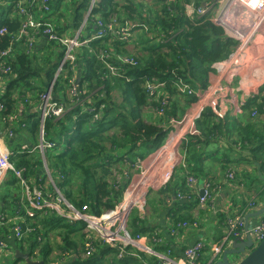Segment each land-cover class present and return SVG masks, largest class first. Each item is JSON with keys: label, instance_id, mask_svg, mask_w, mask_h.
Returning a JSON list of instances; mask_svg holds the SVG:
<instances>
[{"label": "trees", "instance_id": "trees-1", "mask_svg": "<svg viewBox=\"0 0 264 264\" xmlns=\"http://www.w3.org/2000/svg\"><path fill=\"white\" fill-rule=\"evenodd\" d=\"M18 1L0 0V29H6L5 33H0L1 62L5 61L2 52L13 48L12 55L7 58L11 70L5 75V87L0 89V135L8 137L10 130L15 132L14 137L8 138V146L13 151L11 161L16 168L26 170L27 181L32 186L36 183L32 182L33 176L46 180V163L57 187L78 209L87 206L88 211L95 214L113 209L122 200L131 181L130 171L139 169L152 148L165 144L174 123L180 121L198 99L195 93L183 92L179 83L187 84L190 89L206 88L213 62L228 57L237 40L212 20L211 12L194 18L185 15L183 3H200L201 0H175L173 5L170 0H152L156 10L150 14L140 12L136 6L139 2L135 0H97L87 20L84 38H91L98 21L105 23L113 15L121 23L132 21L136 24V34L128 41L110 33L92 38L77 48V65L66 63L56 79L53 100L65 103L68 109L60 117L49 116L46 119L45 139L55 146L46 151L45 162L38 150L21 151L20 145L24 141L37 144L33 138L37 139L39 134L42 94L51 83L64 50L59 42L43 43L39 39L34 47L37 44L41 46L30 50L24 46V38L17 40L24 20L19 13ZM64 1L49 0V18L62 32L68 26L73 31L82 24L91 0H69L63 5ZM70 5L71 15L67 12L70 17H66L65 10ZM131 49L135 50V64L122 63L120 54L128 55ZM40 55L44 57L40 58ZM110 65L116 74L111 72ZM74 78L79 79L80 94L76 97L69 92ZM150 83L158 85L156 92L162 87L157 100L150 94ZM96 85L101 88L92 92L93 88H98ZM263 92L262 88L251 97L245 110L251 112L256 109L258 116L263 114ZM21 103L27 107L19 117ZM152 106H160L163 113L156 117L149 114ZM231 122L227 116H217L210 107L202 110L196 118L198 133H188L181 139L182 162L175 168L172 178L156 190V197L149 198L150 210H153L150 217L153 219L141 216L137 208L132 209L128 228L133 235H149L154 249L163 253L174 242L179 246L176 245L177 239L168 232L180 222L193 221L194 210L199 204L197 192L187 186L189 175L200 179L217 167H221V172H227L235 168V164L243 163L252 167L250 185L262 181L264 133L259 130L257 121L250 117L242 118L238 133ZM19 136H30L31 139L17 140L15 137ZM118 170L123 174L119 181L113 176V172ZM232 171L239 175V170ZM259 171L261 176L257 174ZM11 172L0 185V238L15 235L16 223H20L24 234L21 238L15 236L16 248L28 251L32 258L42 259L48 264L157 262L156 256L131 246L128 248L130 254L119 257L118 247L102 245L99 241L96 250L85 256L88 235L93 239L92 234L84 231L85 222H70L51 210H35L34 216H29L27 209L30 206L22 180ZM180 192L191 198H178ZM250 192L243 191V195L233 197V208L239 207L237 212L247 206L252 198ZM260 193L259 198L253 199L262 201L264 188ZM162 212L163 228L160 225ZM225 214L223 212L219 216L223 218L220 225L226 228ZM18 215L22 222L13 220ZM155 233L163 238L162 243L152 239ZM5 259L1 263L25 264L22 258ZM201 259L207 260L208 256Z\"/></svg>", "mask_w": 264, "mask_h": 264}, {"label": "built area", "instance_id": "built-area-1", "mask_svg": "<svg viewBox=\"0 0 264 264\" xmlns=\"http://www.w3.org/2000/svg\"><path fill=\"white\" fill-rule=\"evenodd\" d=\"M96 1L97 0H91L90 6L86 11L84 20L79 28H76L73 31H69L71 30V28L68 26V28L63 32L58 29L56 22L50 20L49 18V14L51 13V9L48 5L49 0L18 1L19 13L24 17V20L17 34V40L24 38L27 45H30L29 48H33L38 38L46 37V41L59 42L64 50L63 57L57 67L55 76L49 84L46 92L42 94V101L39 107L41 110V121L39 125V135L41 137V141L35 145L30 141H24L20 145L21 151H25L28 149H31L32 151L38 150L42 154L45 162L46 151L55 146V143L45 139L44 128L46 119L49 116L60 117L68 109L65 103H58L57 101L53 100V88L56 79L64 70L63 68L66 63L69 62L70 64L77 65V48L82 46L83 44H86L92 38H100L104 34L110 33L114 37H117L124 41H128L129 39H132L134 37L136 32V24H134L132 21L121 23L117 20L116 15H113V17H109L108 21L105 23L98 21V25H96V31L91 36V38H84L83 34L86 31L85 26ZM236 1L240 2V4L244 7L250 4L251 6H254L259 12H264V0ZM170 3L172 5L175 4V0H170ZM36 6H38L37 10ZM182 6L185 15L191 18L200 17L211 12L212 20L220 26H226L236 11L235 0H201L200 3L191 1L188 3H183ZM248 22L247 25L249 24V26L253 23L251 20ZM98 26H100V28ZM226 30L228 31L229 29L226 28ZM5 31V28L0 29L1 34L5 33ZM233 36V38L240 42L239 50L229 55L227 58L220 61H215L212 64L213 70H216V73L220 77H229V75L231 74L230 71L232 69L238 68L243 65L246 66L247 63H253L255 61L252 58L250 52L248 53V45L251 43V41H249V38L244 37L243 33L240 31L237 34L234 33ZM160 40L163 42V39ZM12 52L13 48H9L2 52V56L5 58V61H0V83L5 79V75L9 74L11 70V66L8 63L7 58L12 55ZM121 60L122 63H129L128 61L125 62L123 59ZM111 67L113 66H110V68ZM78 78L72 79L70 83L69 92L73 97H76L80 94L78 93V84L76 83ZM157 87L158 85L156 84H149L151 95H154ZM185 87L188 93H195L198 96V108L202 110L206 105H209L211 107L213 105L212 108L215 113L218 116L223 117V114L218 112V109L215 108L218 102L208 99L206 96H204V93H201L199 90L190 89L188 85H185ZM215 97H220L222 101L225 98L222 93ZM236 101L237 100H235L233 106L229 107L234 109L235 113L237 114L238 112H242L243 110H245L248 99L241 101L239 100L238 103H236ZM253 113L254 115H257L258 111L256 109H253ZM177 132L178 131L171 133L170 138H172L173 135H175ZM190 132L192 134L198 133L195 128H192ZM14 135L15 132L10 130L9 136L14 137ZM12 154L13 151L4 142L3 137L0 135V185L2 184L8 173L10 171H13L15 175L22 180V184L25 189V196L30 206L27 209V213L29 216L33 217L35 214V210H51L53 212H56L58 215L66 218L70 222L78 220L84 221V231L95 235L93 239H90L86 242L85 256L91 255L96 250L97 242L99 241L102 245L118 247L119 257H123L125 254H130V250H128V248L131 246L144 251L149 255L156 256L157 262L155 264H212L220 258L225 248L231 247L232 243L237 238H245L247 234L245 230V216L247 214L246 209L248 207L253 211L259 209L258 204L260 202L252 199L247 204L245 209L239 212L234 211L233 213H230L229 210H226V208H224L225 210H223L222 207L217 203L218 194L213 188L210 179L204 178L202 181L204 195L200 196V194L198 193V207L201 208L205 207V205H209L210 209L215 212L226 213V228L223 235L218 240V242H210L200 238L194 244L187 245L186 249L183 252V255L181 256H177L175 252L176 248L174 246H170L169 248H167L166 252L163 253L154 249L152 244L149 245L150 236L139 233L133 235L128 228L129 216L134 205H136L134 201L137 199V197L131 199L130 191L133 188V185L127 186L122 200L113 209L106 210L101 214H95L88 211L89 209L87 206H84L82 209H78L66 199L57 185L53 182L46 163V175L52 181V188L47 185V181H42V178H40L38 184H34V186L30 185L25 175L26 170L24 168H16L14 166V163L11 161ZM234 177L235 172L232 170H228V172L226 173V178L230 180ZM199 184V179L194 175H189L187 177V186L190 187L193 192L198 189ZM178 198L188 199L191 197H188L180 192L178 193ZM141 201H143V199L139 202ZM260 205L263 206V201H261ZM137 209L140 213L143 212L145 209V202L143 201L137 207ZM18 217L21 218L20 215H18ZM198 225L199 220H197V218H194L193 221H184L178 223L177 226L172 228L168 233L171 236H174L177 240L183 241V230L186 231L187 229L197 227ZM27 230L30 231L31 228L28 227ZM14 232L15 236L18 238H21L24 234L22 227L19 224L15 226ZM249 232L251 234L254 245L257 246L264 239V219H258L254 222L250 221ZM152 239L157 241L158 243L163 242V238L161 236L159 237L157 233L152 236ZM207 249L210 250V254L205 253ZM204 256H208V259L200 260V258H204Z\"/></svg>", "mask_w": 264, "mask_h": 264}, {"label": "crops", "instance_id": "crops-1", "mask_svg": "<svg viewBox=\"0 0 264 264\" xmlns=\"http://www.w3.org/2000/svg\"><path fill=\"white\" fill-rule=\"evenodd\" d=\"M69 0H66V2ZM119 1V0H118ZM64 1L63 5L66 3ZM235 8L236 11L234 13V15L232 16V18L229 20L228 24L226 26H222L226 32V34L228 36H232V38L234 37L233 34H237L239 31L243 33L244 37L249 38V41H251V43L248 45V53L250 52V54L252 55V58L254 60L258 61L256 63L259 62V60H261L259 66H256L258 68H260V71H262V75H263V79L262 82H257L255 81V79H252V81H246L244 84H240L239 81H237V77L234 78V80H231V83L226 84V76H218V74H211L209 75V79H208V86L206 88H199L198 90L201 93H204V96H206L208 99L213 100L214 98H210V96L212 95V97H215L219 94L222 93V95L226 98L227 103H230L232 100V103L234 104L235 100L236 103L239 102V100H249L251 97H254L255 94H258L260 89L263 88L264 91V12L262 11H258L254 6H251L250 4L246 7H244L243 5L240 4V2L235 0ZM234 9V8H233ZM66 17H70L68 15H66ZM252 21L253 23L249 26V24L247 25L248 21ZM249 23V22H248ZM229 29L228 31L226 30ZM233 32V33H231ZM136 34V32H135ZM135 36V35H134ZM41 38V37H40ZM39 39V41L43 42L42 39ZM134 38V37H133ZM235 39V38H234ZM248 62V61H247ZM254 65V63L249 62L246 64L245 67H252ZM79 77V76H77ZM228 78V77H227ZM4 81V82H2ZM0 83V89H2V85L6 83V80H2ZM234 82V83H233ZM219 85V87H217ZM222 90H224L225 92H223ZM264 93V92H263ZM194 106V103H193ZM229 106H231V104L227 105V108L224 111L223 117H228L230 119V121H233L235 119L239 120L240 117L246 116V113L248 112L247 110H243L242 112H238L237 114L235 113V110L230 108ZM258 111V110H257ZM202 112V110L200 108H197V115H189V111H187V113L185 114V116L181 119V121L184 122V120H190L192 122V124L195 127L194 124V119H196L200 113ZM258 116V115H256ZM181 121H178L177 123L175 122L173 125V128H175L176 126V130L174 129L172 132L174 131H180V132H184V127L182 129H179V125L182 123ZM189 121V122H190ZM191 130V129H190ZM189 133H191L189 131ZM184 134H188L186 132H184ZM185 135V136H186ZM183 135L182 138L185 137ZM181 138V139H182ZM28 140V139H27ZM180 150V149H179ZM154 156V155H153ZM153 156H149L146 159H144V162H141V164L139 165V169L143 168V167H151V166H156L157 165V170L159 168L160 165L163 164L164 161V166H168V171L166 173H164V176L162 179L163 183H167L173 176V173L175 171V168L182 162L183 160V155H180V159L178 158L177 163L172 164L176 161L177 158V153H169L165 159H163V156H156L153 161H152V157ZM235 168H231L232 170H239V175L235 174V177L233 179L228 180L226 178V173L228 172H221V167H217L216 170L214 169L213 172L208 173L207 176H203V177H199V181L200 184L198 185V189L195 190V192H197V194L200 192L199 187L202 186V181L204 178H209L213 188L216 190V193L218 194L217 197V203L219 204V206L222 207L223 210H225L224 208H226V210H230L233 208V201L235 198H237L238 196H240L241 194L243 195V191H253L256 192V195H253V197L259 198L261 195V191L264 188V176L262 177V181H256L254 183H251V177H250V173H251V168L243 163H237L234 165ZM137 169V170H139ZM229 169V170H231ZM154 178V176H152L151 179H147L145 184L147 185L148 182L150 180H152ZM213 178V179H212ZM32 182H36V184H38V182L40 181V177L36 176V177H31ZM39 180V181H38ZM149 180V181H148ZM141 184H143V180H138L135 181V183L133 184V188L131 189L130 193H131V197L134 196L136 197L137 194V190L141 187ZM25 190V189H24ZM147 190V189H146ZM25 192V191H24ZM252 193V192H250ZM237 196V197H236ZM234 197V199H233ZM175 199V198H174ZM253 199V198H252ZM248 200V203L250 202V200ZM147 200V199H145ZM256 200V199H254ZM260 203L258 204L259 209L261 208L262 205L261 201H259ZM235 208V209H234ZM232 210L237 212V209L239 207H234ZM198 208L195 209V211H197ZM239 210V209H238ZM258 210V209H257ZM255 212L252 209H250L249 207L246 209L247 214L250 212ZM150 212V213H149ZM153 210H149L146 213V217H149L150 219H153L152 217H150V215L152 214ZM141 214V213H140ZM164 212H162L161 214V218H160V225L162 226V228L165 225V220H164ZM200 219H199V225L197 227L194 228H190L187 229L186 231L183 232V241L181 240H177L176 245L179 244V246H175L174 243L172 244V246L176 247V254L177 256H181L183 255L184 250L186 249L187 245H192L194 244L198 239H204L206 241H210V242H215L216 240H219L221 238V236L223 235L224 231H225V225H220V220H218L217 217L215 216H211V218L208 217H203L202 214H200ZM262 217L259 218H252V222L261 219ZM3 219V217H2ZM15 222H22V218L20 217H16L13 219ZM153 221V220H150ZM16 224H20V223H16ZM154 224H156V221L154 222ZM224 227V230L222 233H220L218 231V227ZM1 234V231H0ZM15 235L12 234L11 236L8 237H4V238H0V264L2 261H5L7 259H5L6 257L9 258L8 261L12 260L15 256V251L16 249V245H15ZM3 243V244H2ZM151 243H149L150 245ZM20 250V249H19ZM21 251V250H20ZM22 252H28V251H22ZM205 253L210 254V250H206ZM32 257V256H31ZM34 259V258H33ZM35 259H39V258H35ZM42 260V259H41ZM22 264V263H19ZM25 264L26 261H25Z\"/></svg>", "mask_w": 264, "mask_h": 264}, {"label": "rangeland", "instance_id": "rangeland-1", "mask_svg": "<svg viewBox=\"0 0 264 264\" xmlns=\"http://www.w3.org/2000/svg\"><path fill=\"white\" fill-rule=\"evenodd\" d=\"M123 1H125V0H122V2ZM135 1H138L139 3H137V7H139V11L140 12H144V13H146V14H150V13H154L155 12V8H153V3H151L152 2V0H146V1H142V0H135ZM65 2H66V0H65ZM69 9H70V11H69ZM69 9L66 11L65 10V14L67 15V12L69 13L70 12V15H71V9H72V6L70 5V7H69ZM69 31H71V30H69ZM23 39V38H22ZM40 39H42V41H43V43H46L47 41V39H46V37H43V38H40ZM236 40V39H235ZM24 46H30L29 44L27 45V43L25 42L24 43ZM37 46V48L38 47H40L41 46V44H37L36 45ZM36 46L35 47H33V48H36ZM33 48H29L30 50H32ZM239 48H240V42L239 41H237V44H236V46H235V49L229 54V55H231V54H233V53H235L237 50H239ZM134 49H131V50H129L128 51V55H121L120 54V57H119V59L121 60V59H123L125 62L126 61H128L129 63H135V59L133 58V54H134ZM228 55V56H229ZM42 57H44L43 55H40V58H42ZM103 57V56H102ZM227 58V57H226ZM225 59V58H224ZM220 60H223V59H219V60H217V61H220ZM258 61V59L257 60H255L253 63H254V65L252 66V67H245V65H243V66H240V67H238V68H234V69H232L231 71H230V75H229V77L227 78L226 77V84H228V83H231V80H234V78L235 77H237V81H239L240 82V84L242 83V84H244L246 81H252V79H255V81H257V82H262V79H263V75H262V71H260V68H258V67H256V66H259V64H260V62H261V60H259V62L258 63H256ZM121 62H122V60H121ZM81 62H79L78 64H80ZM79 66V65H78ZM111 66V65H110ZM81 67V66H80ZM109 69L111 70V72H113V74H116V70H115V68H113V67H109ZM57 70V69H56ZM79 70V69H78ZM56 73V72H55ZM211 74H216V70H212L211 72H210ZM61 74V73H60ZM65 75H66V73L65 74H63L62 76H60L59 78H61L62 77V80H64V78H65ZM210 75V74H209ZM54 76H55V74H54ZM54 78V77H53ZM234 83V82H233ZM56 84V83H55ZM180 84V86L179 87H181V88H184V90H183V92H185L186 91V87H185V85L187 86V84H184V83H179ZM98 88H93V91L92 92H95V90H99V87H100V85H96ZM208 86V85H207ZM5 87V84H3L2 85V90H3V88ZM217 87H219V85L217 86ZM101 88V87H100ZM161 88L162 87H160V89L157 91V92H155L154 93V100H157L158 99V97L160 96V94H161ZM91 90H92V88H91ZM194 90H197V89H194ZM223 92H225L224 90H222ZM187 92V91H186ZM210 98H214L213 100L214 101H216V102H218V104L216 105V107L215 108H217L218 109V112H220L221 114H224V111H225V109L227 108V105H229V104H231V106H233V103H232V100H231V102L230 103H227V100H226V98H224L223 99V101H222V99L220 98V97H212V95L210 96ZM198 100V99H197ZM197 100L195 101V102H193L194 103V106H193V103H192V105L189 107V109H188V111L190 112L189 113V115H194V114H198L197 113V108H198V103H197ZM223 104V105H222ZM27 106H25V104L24 103H21L20 104V106H19V114H20V116L19 117H21V114H22V112H23V110H25V108H26ZM208 107H210L212 110H213V105H212V107L211 106H209V105H206L205 106V108H208ZM203 110V109H202ZM149 112V114H154V116L156 117V116H158V115H160L161 113H163L162 112V109L160 108V106L159 107H157V106H152L149 110H148ZM214 111V110H213ZM215 112V111H214ZM216 114V113H215ZM218 116V115H217ZM220 117V116H219ZM245 117H250V118H252L254 121H257V126L259 127V130H261L263 133H264V113L263 114H261V115H259V116H256V115H254V113H253V110L251 111V112H247L246 113V116H243V117H240L239 118V120H237V119H235V120H233L232 122H231V126L233 127V129L238 133V127H239V124H241L242 123V118H245ZM181 121V120H180ZM190 120H184V122L183 121H181L182 123L178 126L179 127V129H182L183 127H184V132H186V133H189V131H190V129H192V128H194V125L192 124V122L190 121ZM194 124H195V127H196V119H194ZM175 128H176V126H175ZM175 128H173L169 133H168V136H167V138H166V141H165V144L163 145V146H161L160 148H152V150H151V153H150V155L149 156H153L152 157V161L154 160V159H156L155 157L158 155V153L160 154V155H163V151L164 150H166V148H164V147H167L168 146V144H169V141H170V137H171V133H174V132H176V131H174V132H172ZM237 128V129H236ZM176 130V129H175ZM260 131V132H261ZM184 136L186 135V134H183ZM2 137H3V140H4V142L8 145L9 143H10V136H9V133H8V137H6L5 136V134H2ZM182 137V136H181ZM9 138V139H8ZM15 138H17V140L19 139V140H22L23 138H26V139H31V137L30 136H27V137H15ZM14 138V139H15ZM21 138V139H20ZM33 140L38 144L40 141H41V137H40V135L38 134L37 135V139L36 138H33ZM180 142H181V138L179 139V140H177V142H176V144H175V149H176V151H177V158H176V161L174 162V163H172V164H175V163H177V162H179V161H177L178 160V158L180 159L181 157H180V155H182V152L179 150V145H180ZM164 149V150H163ZM162 151V153H160ZM148 156V157H149ZM166 156H167V154L164 156L165 158H166ZM163 157V159H165ZM263 160V158L261 159V161ZM142 162H144V160L142 161ZM241 164V163H240ZM246 165V164H245ZM168 166H164V161H163V164L162 165H160L159 166V168H158V170H157V165L155 166H151V167H149V166H147V167H143V168H141V169H139V170H135L134 172H133V170H129L131 173H132V176H131V181H130V184H128V186H130V185H133L134 183H135V181H137V179L138 180H143V184H141V190H140V188L137 190V192H136V194H137V199L134 201V203L136 204V205H134V207H133V209H136L143 201L145 202V209H144V211L143 212H141V216H145L146 215V213H147V211H149L150 210V208H151V203H150V200H149V198L151 199V198H154V197H156V190H158V189H160L163 185H165L164 183H163V180L162 179H164L163 178V176H164V173H166L167 171H168ZM252 168V167H251ZM127 169V168H126ZM128 170V169H127ZM127 170H125V173L127 172ZM50 171V170H49ZM252 173H253V171H251V176H252ZM50 174H51V178H52V180H53V182H54V179H53V177H52V173L50 172ZM257 174H258V176H261L262 174H261V171H259V172H257ZM113 176L115 177V179H117L118 181L119 180H121L122 178H123V174H122V172L120 173L119 172V170H118V172H113ZM152 176H154V178L152 179V180H148L149 182H148V184L146 185L145 184V182H146V180L149 178V179H151L152 178ZM264 176V175H263ZM45 181H47L46 183H47V185L49 186V185H51L52 186V181L46 176V180ZM55 183V182H54ZM147 189V190H146ZM126 190V189H125ZM125 190H124V193H125ZM254 191V190H253ZM253 191H252V198H254L253 197V195H256L257 193L256 192H254L253 193ZM146 192V193H145ZM123 196H124V194H123ZM251 198V199H252ZM143 199V201H141V202H139L140 200H142ZM145 199H147V200H145ZM263 200H264V197H263ZM262 200V201H263ZM135 206H137V207H135ZM198 208V210L197 211H195L194 210V218H197V220H199L200 219V214H202V216L203 217H208V218H211L212 219V217L211 216H215V217H217L218 218V220H221V219H223V218H221V216H219V212H215V211H213L212 209H210V207H209V205H205V207H201V208H199V207H197ZM137 211V210H136ZM138 212V211H137ZM229 212L230 213H233V211H232V209H230L229 210ZM150 213V212H149ZM262 218L261 219H264V215H262L261 216ZM202 218V217H201ZM130 230V229H129ZM223 230H224V227H221V226H219L218 227V231L220 232V233H222L223 232ZM56 236L55 235H53V238H55ZM95 237V235L94 234H92L91 235V238H94ZM53 240L54 239H52L51 240V242L53 243ZM86 240H90V235H88V238L86 239ZM216 242H218V240H216ZM54 258H55V256H54ZM240 258H238V260H239Z\"/></svg>", "mask_w": 264, "mask_h": 264}, {"label": "water", "instance_id": "water-1", "mask_svg": "<svg viewBox=\"0 0 264 264\" xmlns=\"http://www.w3.org/2000/svg\"><path fill=\"white\" fill-rule=\"evenodd\" d=\"M205 5V4H203ZM79 84V79H77ZM200 196L204 195L203 185L200 186ZM264 215V200L262 208L255 212H250L245 216V238H237L229 248H225L220 258L212 264H264V239L257 245H254L249 232L250 221L252 218H259ZM15 258H22L27 264H48L41 259H33L29 252H22L16 249ZM238 258H240L238 260Z\"/></svg>", "mask_w": 264, "mask_h": 264}, {"label": "bare ground", "instance_id": "bare-ground-1", "mask_svg": "<svg viewBox=\"0 0 264 264\" xmlns=\"http://www.w3.org/2000/svg\"><path fill=\"white\" fill-rule=\"evenodd\" d=\"M95 12V11H94ZM90 20V19H89ZM183 134H184V132H180V131H178L175 135H173V137L170 139V141H169V144H168V146L167 147H164V148H166V150H164L163 152V155H160L159 153H158V155L157 156H165L166 154L168 155L169 153H177V151H176V149H175V144H176V142H177V140H179L180 138H182L183 137ZM182 136V137H181ZM160 153H162V151L160 152ZM11 173H13L14 174V172L12 171ZM140 190H141V187H140ZM133 198H135L134 196H132L131 197V199H133ZM149 236V235H148Z\"/></svg>", "mask_w": 264, "mask_h": 264}]
</instances>
